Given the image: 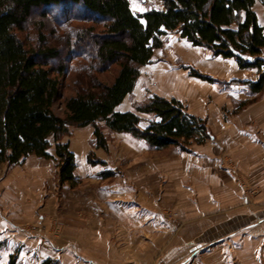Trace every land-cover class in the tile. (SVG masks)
<instances>
[{
	"label": "crops",
	"instance_id": "0c3cea01",
	"mask_svg": "<svg viewBox=\"0 0 264 264\" xmlns=\"http://www.w3.org/2000/svg\"><path fill=\"white\" fill-rule=\"evenodd\" d=\"M254 9L264 26L261 0ZM163 39L117 108L135 110L155 94L176 98L206 120L210 138L188 150H154L118 132L123 141L107 149L63 140L76 157L74 187L60 181L54 140L51 158L3 163L0 264H264V90L248 84L258 69L179 30ZM141 116L145 127L152 117Z\"/></svg>",
	"mask_w": 264,
	"mask_h": 264
},
{
	"label": "trees",
	"instance_id": "16d2710c",
	"mask_svg": "<svg viewBox=\"0 0 264 264\" xmlns=\"http://www.w3.org/2000/svg\"><path fill=\"white\" fill-rule=\"evenodd\" d=\"M161 1L162 8L135 12L130 0H0V166L18 164L31 154L51 158L48 148L54 140L60 181L77 186L75 153L62 140L71 125H93L94 141L105 149L103 127L146 140L154 150L172 145L188 150L194 143H205L210 138L206 120L190 113L179 99L155 94L135 102V110L117 108L134 91L142 66L152 62L169 31L179 30L193 45L207 47L215 55L236 58L242 68H257L258 79L248 84L253 93L264 90V26L254 9L257 0ZM56 8H79L94 24L65 29V56L44 33H39L36 45L20 36L31 26L35 9ZM62 15L61 25L77 19V13ZM96 26L102 29L96 31ZM73 35L77 48H71ZM85 39L92 43L83 48L80 43ZM58 59L54 67L52 61ZM113 66L117 71L108 83L100 75ZM67 71L75 74L78 93L64 98L65 116H61L54 105L63 98L61 79ZM191 74L211 79L195 68ZM141 113L152 117L145 127ZM92 157L90 153L91 163L102 162ZM43 264L60 262L49 258Z\"/></svg>",
	"mask_w": 264,
	"mask_h": 264
},
{
	"label": "rangeland",
	"instance_id": "374dc122",
	"mask_svg": "<svg viewBox=\"0 0 264 264\" xmlns=\"http://www.w3.org/2000/svg\"><path fill=\"white\" fill-rule=\"evenodd\" d=\"M131 6L135 12L144 9H151V8H159L162 4L161 0H130ZM63 11H69L70 13H77V19H69L66 25H61L60 20L64 19L62 15ZM88 15L83 12L81 9L77 8L73 10L72 8H56L52 11H45L43 9H35L32 13L30 18L31 26L28 27L27 30L24 32H20V36L25 39L28 45H36L38 43V35L39 33H44L51 44H57V46L61 49L62 56H65L68 53V46L66 45V40L62 37L67 36L65 33V29L72 27L73 29L76 28H83V27H90L94 25L89 20H85ZM59 20V22H57ZM66 22V23H67ZM96 31H100L102 29L101 26H96ZM88 39V38H87ZM85 39L80 45L83 48L86 46H90L88 42L89 40ZM71 48H77V41L75 35L71 36ZM61 61V60H60ZM58 60H53L52 65L57 67L60 63ZM77 60L74 62L76 63ZM117 71V66H113L110 72L100 75L102 79L108 83L112 82L113 76ZM74 75L72 72L67 71V76L62 78V92L63 98L59 99L56 104L54 105V110L57 114L61 116H65V106L63 103L64 98L68 96H72L78 93V88L74 86ZM104 126V124H100ZM104 128V133L108 141H123L124 136L109 131L106 127ZM94 126H84L78 127L75 125H71L69 127V134L65 135L62 140L68 141H94ZM228 162H230L228 160Z\"/></svg>",
	"mask_w": 264,
	"mask_h": 264
}]
</instances>
